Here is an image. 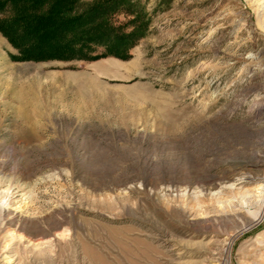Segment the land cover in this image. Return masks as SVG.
I'll return each mask as SVG.
<instances>
[{
	"label": "rangeland",
	"instance_id": "1",
	"mask_svg": "<svg viewBox=\"0 0 264 264\" xmlns=\"http://www.w3.org/2000/svg\"><path fill=\"white\" fill-rule=\"evenodd\" d=\"M118 2V56L0 34V264H264V0Z\"/></svg>",
	"mask_w": 264,
	"mask_h": 264
},
{
	"label": "trees",
	"instance_id": "2",
	"mask_svg": "<svg viewBox=\"0 0 264 264\" xmlns=\"http://www.w3.org/2000/svg\"><path fill=\"white\" fill-rule=\"evenodd\" d=\"M123 8L118 0L84 9L76 0H0V34L17 50L16 61H95L118 56L146 32L136 15L126 25L109 20ZM96 49L104 53L92 55Z\"/></svg>",
	"mask_w": 264,
	"mask_h": 264
},
{
	"label": "bare ground",
	"instance_id": "3",
	"mask_svg": "<svg viewBox=\"0 0 264 264\" xmlns=\"http://www.w3.org/2000/svg\"><path fill=\"white\" fill-rule=\"evenodd\" d=\"M260 195H264V186L261 185V187L258 188ZM7 264H14L12 260L8 261Z\"/></svg>",
	"mask_w": 264,
	"mask_h": 264
}]
</instances>
